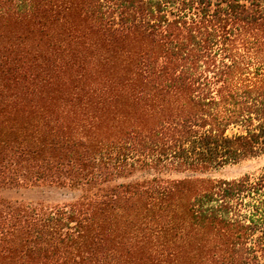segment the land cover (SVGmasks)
<instances>
[{
	"label": "trees",
	"instance_id": "16d2710c",
	"mask_svg": "<svg viewBox=\"0 0 264 264\" xmlns=\"http://www.w3.org/2000/svg\"><path fill=\"white\" fill-rule=\"evenodd\" d=\"M259 155L264 0H0V264H264Z\"/></svg>",
	"mask_w": 264,
	"mask_h": 264
},
{
	"label": "rangeland",
	"instance_id": "374dc122",
	"mask_svg": "<svg viewBox=\"0 0 264 264\" xmlns=\"http://www.w3.org/2000/svg\"><path fill=\"white\" fill-rule=\"evenodd\" d=\"M264 169V155L246 157L234 163H227L220 167L210 168L203 175L212 178H237L244 174L256 175ZM182 173L179 176H182ZM4 196L12 200L25 203H43L47 205L60 204L73 199L77 192L67 187L56 185H31L5 190Z\"/></svg>",
	"mask_w": 264,
	"mask_h": 264
}]
</instances>
